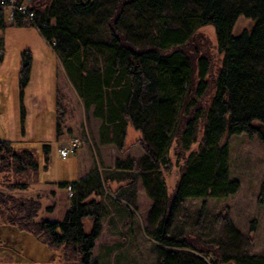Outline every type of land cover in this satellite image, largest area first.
I'll list each match as a JSON object with an SVG mask.
<instances>
[{
    "label": "trees",
    "instance_id": "trees-1",
    "mask_svg": "<svg viewBox=\"0 0 264 264\" xmlns=\"http://www.w3.org/2000/svg\"><path fill=\"white\" fill-rule=\"evenodd\" d=\"M33 1L29 0L36 16L33 24L22 18L11 24L35 27L54 51L66 52L63 63L73 87L86 108L93 106L95 117L104 123L103 143L110 135L113 144H120L119 139L124 143L130 125L136 131L147 126V136L141 141L144 157L134 168L149 174L144 187L155 207L148 232L155 236L158 264H210L198 254L213 256L211 264H264V255L240 249L226 256L215 245L170 235L177 207L184 200L227 199L238 192L239 183L229 177L227 136L246 134L258 137L264 145V0H119L116 15L109 21L111 44L85 42L73 25L71 12L54 13L56 4L31 6ZM98 2L72 0L71 11L76 16L90 15L98 10ZM129 7L153 16L158 25L153 45L139 48L119 31ZM240 17L252 20L254 26L235 34ZM53 19H57L55 25H51ZM6 25L0 10V30ZM207 26L214 29L220 61L211 54L212 44L198 33ZM86 45L110 54L104 76L85 72L82 49ZM25 56L23 89L29 84L32 66L30 52ZM22 117L24 122L23 106ZM171 154L177 159L180 177L169 195L164 171L172 165ZM39 171L35 151L0 142V188L7 191L0 190V255L14 260L0 264H50L56 262L60 250L67 264H96L100 217L88 211L98 207L89 200L96 185L93 174L61 184L73 190L71 207L62 222H53L36 220L41 206L37 201L12 195L27 191L39 179ZM87 218L93 221L90 233L84 227ZM215 220L227 226L233 241L243 240L228 213Z\"/></svg>",
    "mask_w": 264,
    "mask_h": 264
},
{
    "label": "rangeland",
    "instance_id": "rangeland-1",
    "mask_svg": "<svg viewBox=\"0 0 264 264\" xmlns=\"http://www.w3.org/2000/svg\"><path fill=\"white\" fill-rule=\"evenodd\" d=\"M118 2L99 0L98 10L86 16H76L71 11L72 0H34L31 6L44 4V7H52L56 4L57 9L53 12H71L73 25L85 42L111 44L113 37L109 21L116 15ZM150 16V12L141 13L136 7H129L121 17L119 31L139 48L151 46L155 43L158 25ZM56 21L53 19L51 25ZM253 26L252 20L240 17L234 32L241 34L244 30H252ZM198 33L204 41L212 44L211 54L220 61L222 55L218 56L216 50L213 27L201 28ZM82 50L85 72L104 76L110 54L90 45ZM27 52L31 54L32 66L29 84L23 89L22 72ZM57 52L35 27L7 23L6 28L0 30V142L9 141L16 149L28 148L37 154L39 179L36 177L30 182L25 192H12L16 198L35 200L41 205L37 221L62 222L71 207L73 190L61 188V184L77 181L78 175L94 164V157L90 158L92 153H88L89 163H84L81 170L79 151L63 158L59 153L61 145L67 146L74 139L81 140L84 145L89 136L90 139L100 136L104 124L95 117L93 106L86 108L68 80L63 63L66 52ZM145 136L147 126L136 131L130 125L124 143L119 139L120 144L112 145L111 153L100 158L101 172L92 173L96 185L89 200H94L98 207L88 211L99 215L101 228L94 249L96 264H158L155 236L148 232L150 214L155 207L144 187V177L149 174L134 168V163L140 164L144 157L141 141ZM202 136L201 132L199 141ZM225 141L230 146V181L239 183L238 192L227 199L184 200L177 207L170 235H182L198 239L201 244L215 245L226 256H232L233 251L236 253L240 249L264 255V145L258 137L249 138L246 134L227 136ZM92 143L96 144L95 140ZM197 147V144L193 146L192 151ZM170 158L172 165L164 171L169 195L176 189L180 177L177 159L172 154ZM98 180L100 184H97ZM0 190L7 193L2 187ZM227 213L243 240L233 241L227 226L216 222V217ZM84 227L90 233L93 221L87 218ZM62 251H59L56 262L50 264H67ZM184 251L196 253L189 249ZM198 255L210 264L214 258ZM7 256L0 255V260ZM8 260L14 261L12 257Z\"/></svg>",
    "mask_w": 264,
    "mask_h": 264
},
{
    "label": "built area",
    "instance_id": "built-area-1",
    "mask_svg": "<svg viewBox=\"0 0 264 264\" xmlns=\"http://www.w3.org/2000/svg\"><path fill=\"white\" fill-rule=\"evenodd\" d=\"M0 10L4 12L6 23H11L16 18H22V20L33 24L35 13L30 10L28 0H0ZM83 142L79 139H74L69 145H61L59 153L61 157L68 158L71 155H75L82 147Z\"/></svg>",
    "mask_w": 264,
    "mask_h": 264
},
{
    "label": "crops",
    "instance_id": "crops-1",
    "mask_svg": "<svg viewBox=\"0 0 264 264\" xmlns=\"http://www.w3.org/2000/svg\"><path fill=\"white\" fill-rule=\"evenodd\" d=\"M68 80H69V78H68ZM109 137L110 138H109L107 143H103L102 138L99 135H95L94 139H90V136L88 137V139L86 140L88 142L85 141L84 145L80 148L79 152L77 153V155L81 159L80 169L82 170L81 166L84 165V163H89L88 157H87L88 153H92V156H90V158L94 157V158H92V160L94 159L95 165L93 164V166H90V168H88V166H87L85 171L81 172L78 175L77 181H72L70 183L81 181V180L85 179L86 177H88L89 175H91L92 173H95V171L101 172V169H102L101 163L102 162H100V158L107 157L109 155V153H111V146L114 145L111 142V140H112L111 135ZM94 140H95L96 144L92 143V141H94ZM88 143H89V145H87ZM111 156H112V154H111ZM70 183H67V184H70ZM59 190L64 191L65 189H59ZM9 258H11V256H7V257L3 258V260H0V263L11 262L12 260H8Z\"/></svg>",
    "mask_w": 264,
    "mask_h": 264
}]
</instances>
